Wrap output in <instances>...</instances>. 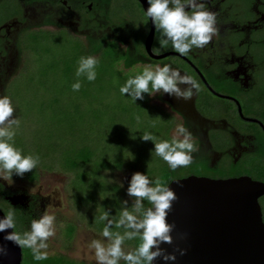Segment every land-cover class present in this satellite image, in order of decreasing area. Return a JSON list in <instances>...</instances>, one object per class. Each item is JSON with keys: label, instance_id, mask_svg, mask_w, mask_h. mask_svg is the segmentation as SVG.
<instances>
[{"label": "flooded vegetation", "instance_id": "flooded-vegetation-1", "mask_svg": "<svg viewBox=\"0 0 264 264\" xmlns=\"http://www.w3.org/2000/svg\"><path fill=\"white\" fill-rule=\"evenodd\" d=\"M147 7V0H0V96H9L16 109L13 88L28 67L30 43L47 34H67L85 57L98 58L112 46L125 69L170 64L200 85L187 101L148 96L151 105L169 114L173 126L183 123L191 131L197 149L192 163L175 169L170 180L196 175L264 183V0H209L218 33L187 55L171 44L160 47ZM42 173L31 179L13 173L11 183L0 177V209L6 215L15 208L18 232L30 230L31 221L45 211L70 221L59 212L66 206L64 175ZM125 180L129 186L130 179ZM56 183L62 184L60 190ZM258 202L264 222V194ZM53 255L61 254H48Z\"/></svg>", "mask_w": 264, "mask_h": 264}, {"label": "rangeland", "instance_id": "rangeland-1", "mask_svg": "<svg viewBox=\"0 0 264 264\" xmlns=\"http://www.w3.org/2000/svg\"><path fill=\"white\" fill-rule=\"evenodd\" d=\"M30 47L28 67L13 88L14 118L20 121L13 142L22 154L39 156L40 162L23 176L31 179L38 170L64 175L66 206L59 212L70 221L54 214L56 234L49 238L47 252L75 259L69 264H97L90 245L97 239L107 243L101 235L106 222L99 216L108 211L118 219L122 202L127 201L129 208L133 203L125 179L141 172L167 184L172 176L173 170L155 154L153 142L143 141L141 135L151 132L171 140L176 127L167 112L151 105L147 93L135 102L121 94L127 79L143 69H125L114 47L97 58L94 81L76 77L78 62L85 56L67 34L38 36ZM77 80L81 87L73 91ZM62 184H57L59 190ZM144 204L150 207L147 201ZM112 231L124 229L113 226ZM139 242L126 240L123 248L132 250Z\"/></svg>", "mask_w": 264, "mask_h": 264}, {"label": "clouds", "instance_id": "clouds-1", "mask_svg": "<svg viewBox=\"0 0 264 264\" xmlns=\"http://www.w3.org/2000/svg\"><path fill=\"white\" fill-rule=\"evenodd\" d=\"M146 16L160 33L159 44L172 48L181 55H187L193 48L202 49L212 42L217 35L216 13L207 5L209 0H147ZM159 52V49H155ZM98 59L95 56L81 57L76 69V77L86 76L88 81L96 79ZM180 85L186 87L181 88ZM81 83L77 80L72 85L73 91H78ZM200 90V85L191 76L181 74V71L170 64L145 67L142 73L129 77L121 86V94H127L135 102L143 100L145 93L149 96L167 94L170 97L191 99L194 92ZM15 109L9 96H0V176L9 183L12 174L23 177L32 172L40 162L39 156L24 155L22 150L14 145L15 129L19 127V119L14 118ZM139 120V116H137ZM143 141H152L155 154L162 158L173 171L178 167H187L192 163V153L196 147L192 142V133L183 123L177 124L171 140L158 139L151 132L141 135ZM127 194L133 198L129 208L128 202H122V211L118 219L111 218L108 211L99 216L105 221L101 235L107 238V243L93 240L90 247L94 249L97 264H153L157 258L164 261H174V253L162 249V243L171 244V232L175 227L167 221V215L172 209V203L177 199L176 193L159 178L151 180L141 172L131 176ZM55 199V197H52ZM147 201L150 207H145ZM15 208H10L0 219V232H5L3 239L11 241L21 248H28L36 260L48 258L49 238L55 236V216L45 211L38 219H33L30 230L23 233L14 231ZM123 228L124 231L113 232L112 228ZM11 229V231H8ZM139 239V244L132 250L125 251L126 240ZM181 255L185 249H178ZM0 255H7V248L0 244Z\"/></svg>", "mask_w": 264, "mask_h": 264}, {"label": "water", "instance_id": "water-1", "mask_svg": "<svg viewBox=\"0 0 264 264\" xmlns=\"http://www.w3.org/2000/svg\"><path fill=\"white\" fill-rule=\"evenodd\" d=\"M167 184L177 196L167 215L175 227L172 243L160 247L176 259L157 258L153 264H264V222L258 202L264 183L249 177L188 175ZM4 216L0 209V219ZM5 234L0 232V244L7 255H0V264H22L21 247L4 240ZM178 249H185V254Z\"/></svg>", "mask_w": 264, "mask_h": 264}, {"label": "trees", "instance_id": "trees-1", "mask_svg": "<svg viewBox=\"0 0 264 264\" xmlns=\"http://www.w3.org/2000/svg\"><path fill=\"white\" fill-rule=\"evenodd\" d=\"M129 66V62L125 63V67ZM172 176H169L168 179L166 180L167 182L170 180ZM23 264H69L70 261H74L70 258H67L63 255L59 256H48L47 259L45 260H36L33 258V254L30 249L28 248H23Z\"/></svg>", "mask_w": 264, "mask_h": 264}]
</instances>
